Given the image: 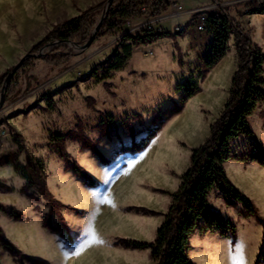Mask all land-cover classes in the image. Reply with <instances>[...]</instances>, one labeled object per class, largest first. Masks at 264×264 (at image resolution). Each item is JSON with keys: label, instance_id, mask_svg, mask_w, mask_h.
<instances>
[{"label": "rangeland", "instance_id": "obj_1", "mask_svg": "<svg viewBox=\"0 0 264 264\" xmlns=\"http://www.w3.org/2000/svg\"><path fill=\"white\" fill-rule=\"evenodd\" d=\"M101 1L0 0V68L7 64L14 67L29 52L36 54L31 52L32 45L55 24ZM185 1V10H189L193 0ZM247 1L214 2L223 4L219 9L227 7V15L240 22L264 51V14H249L244 8ZM157 17L136 20L134 23L141 24L131 29L118 28L95 39L84 50L70 44L74 54L67 64L51 67L33 57L30 68L25 66L14 74L20 95L16 101H5L0 107V158L11 154H16V158L13 163L0 166V180L12 188L8 193L0 191V203L20 210L25 223L15 229L13 222L3 215L0 226L24 256L45 264H152L148 250L124 249L119 246V239L155 238L171 202L160 191H176L180 176L189 166L191 150L209 135L210 124L224 106L237 64L231 38L230 51L201 82L209 40L203 31L188 39L176 37V43L170 45L165 39L152 45H132L121 71H111L103 79L102 68L110 65L116 53H122V47L132 43L125 35L141 33L145 23ZM186 18L189 16H183L179 22ZM177 21L163 25L174 33ZM186 29H190L189 25ZM52 47H45L42 57ZM147 51L153 54L147 55ZM92 70L96 73H91ZM186 80L196 81L201 91L186 103L182 112L165 124L144 151L113 156L121 146L131 143L126 118L130 117L136 139L142 138L179 100L177 87ZM104 83L110 84L108 91ZM88 98L92 99V107ZM136 114L140 116L135 118ZM103 116L110 120L105 131L100 128ZM263 118L264 106L253 115L251 126L254 139L264 146ZM3 129L7 131L5 135L1 133ZM75 131L94 142L106 157L113 156L111 163L100 165L97 157L81 146L76 135L70 134ZM57 135H65L67 152L98 182L97 187L84 186L65 170V163L49 146ZM248 140L239 138L234 148L244 146ZM28 156L41 163L43 176L55 198L82 212L78 215L62 210L67 225L64 236L40 228L43 216L49 215L53 224H58V218L49 214L50 207L36 189H30L29 193L39 200L20 193L25 183L20 169ZM225 168L233 184L255 202L264 219V169L234 161L225 164ZM209 202L212 209L232 219L245 238H260L258 254L262 251L264 255L262 228L254 218L242 217L241 205L226 206L216 192L209 195ZM138 207L156 213L147 214L137 210ZM67 234L71 238L67 239ZM0 264L31 263L15 259L0 247Z\"/></svg>", "mask_w": 264, "mask_h": 264}, {"label": "trees", "instance_id": "obj_2", "mask_svg": "<svg viewBox=\"0 0 264 264\" xmlns=\"http://www.w3.org/2000/svg\"><path fill=\"white\" fill-rule=\"evenodd\" d=\"M109 0H103L81 11L79 15L55 24L41 39L34 43L31 52L37 53L48 44L53 47L40 58L45 64L55 67L67 64L73 56V47L70 43L79 46L84 45L93 33L99 18L104 13ZM177 0H112L106 18L101 25L95 39L105 34H112L133 18H152L162 14ZM150 5V11L143 13L141 8ZM249 14H264V0H248L244 6ZM228 8L214 10L208 13V21L204 32L209 37L208 51L204 59V71L200 75L202 82L207 73L212 70L230 51L229 41L233 38V44L237 54L236 69L232 74L230 89L227 99L218 117L209 126V135L197 147L193 148L189 156V166L180 176V183L175 192L160 191L168 195L171 202L164 214L163 221L157 228L155 238L151 241H141L129 238H120L119 246L131 250H148L152 264H195L189 257L190 238L196 232H219L222 236H229L233 240L237 236V226L229 217L211 208L209 195L217 193L226 206L241 205L243 218H254L262 228L264 240V219L259 215V208L255 202L243 191L238 189L229 179L225 164L228 161L240 163H253L264 168V146L255 140V132L251 126V120L257 110L264 106V51L257 45L242 24L228 15ZM182 32V31H180ZM181 35L177 31L154 29L145 27L139 34L128 33L125 39L132 43L122 47V53H116V57L108 67H103V79H107L111 71H119L124 65V59L131 54L132 45H147L162 38H173ZM176 46H178L176 44ZM32 58L27 59L16 70L18 74L25 66L32 64ZM13 67L0 74V96L3 92L6 79ZM91 73L95 74L94 70ZM104 88L110 89L109 83H104ZM180 92L179 100L164 112L163 119L149 128L145 136L136 139L130 117L125 120V128L131 138L129 145H123L117 149L113 156L121 154H137L144 151L154 138L162 131L165 124L174 116L181 113L186 103L196 96L201 88L196 81L186 80L177 87ZM20 89L18 80L13 77L5 87V101H16L19 98ZM92 107V99L88 98ZM161 115V116H162ZM140 115H134L139 117ZM160 116V117H161ZM100 128L107 130L110 120L103 116ZM262 126L264 128V118ZM76 135L77 140L85 149L97 157L100 165L108 166L112 157H106L81 133ZM69 134V135H70ZM241 137L249 140L244 146L234 148V142ZM50 148L65 163V170L70 171L80 179L84 186L95 188L98 182L67 152L65 135H57L50 144ZM16 154L5 155L0 158V166L11 164L15 161ZM43 167L39 161L26 157V162L20 172L25 183L20 193L32 200H39L30 189H36L39 196L50 207L49 214H55L58 224H53L48 216H43L42 226L51 233L64 236L67 225L62 210L73 211L81 215L82 212L57 200L49 189L42 173ZM0 191L8 193L12 188L0 180ZM147 214H155L153 210L138 207ZM0 213L9 218L20 220L23 213L16 207L0 203ZM61 226V227H60ZM65 231V232H64ZM71 238L67 234V239ZM0 247L7 250L15 259H25L31 264H45L41 261L24 256L20 249L6 236L0 226ZM261 251V250H260ZM264 255L258 254L255 264H262Z\"/></svg>", "mask_w": 264, "mask_h": 264}, {"label": "crops", "instance_id": "obj_3", "mask_svg": "<svg viewBox=\"0 0 264 264\" xmlns=\"http://www.w3.org/2000/svg\"><path fill=\"white\" fill-rule=\"evenodd\" d=\"M214 1L215 0H193V2L191 3L190 9H193L196 7H206L208 12L209 11L212 12V10L219 9V5H223L222 3H217ZM176 4L182 6V8L184 9L185 12L184 11H177L175 7L169 6L165 11L162 12V14L160 16H158L156 18V19L159 18V21H158V23L153 24L154 28L160 27V28H158L159 30L160 29L169 30L163 24H165L167 22L178 20L174 26V32H176L175 29L178 26H182L183 30H182V34L177 36V38L184 36L186 39H188V38L194 37L195 35L201 33V32L196 30L194 21H192L190 16L186 14V11H188V10H185L186 5H187L186 1L185 0H177ZM183 16H189V18H186V20L183 21V23H181V22H179V19L183 18ZM142 19L145 20L147 18L142 17V18L130 19L122 27L127 26V27H129V29H131L133 27H137V25H139L141 23H139V24L134 23V21L140 20V22H142L141 21ZM188 25H189L190 29H186V27ZM177 38H175V40L173 38H162V39H159L158 41H160V40L164 41V39H165V40H167L166 41L167 44L170 45L171 42L175 44ZM168 40H170L169 43H168ZM152 44H156V41L151 43V44H147V45H152ZM174 44H173V46H174ZM10 67H13V66L11 64H7L6 66H2V68H0V74ZM119 71H121V70H119ZM229 162H232V161H228L227 163H229ZM237 163H239V162H237ZM262 169H264V168H262ZM228 177H229V175H228ZM229 179H230V177H229ZM0 216H3V214L0 213ZM9 220L13 222V227H15V229H17L19 227L18 225H24V223H25L21 219L15 220L13 218H9ZM40 228L46 229L43 226ZM9 238H10V236H9ZM189 242H190V246H191V248L189 250V257L193 262L197 261L198 264H255L257 254H258L259 249H260V238L254 239V238H250L249 236H247V238H245L238 231H237V236L234 240L229 236H222L217 231L205 232V233L195 232L191 236ZM7 258H10V257H7Z\"/></svg>", "mask_w": 264, "mask_h": 264}, {"label": "built area", "instance_id": "obj_4", "mask_svg": "<svg viewBox=\"0 0 264 264\" xmlns=\"http://www.w3.org/2000/svg\"><path fill=\"white\" fill-rule=\"evenodd\" d=\"M172 7H175L177 11H184V9L182 8V6L180 5H177L176 3H173L171 5ZM141 11L143 13H147L150 11V5H145L141 8ZM185 12V11H184ZM208 10L206 7H196V8H193V9H190L188 11H186V14L190 16V18L192 19V21H194V24H195V28L197 31L199 32H202L205 30V27H206V23L208 21ZM159 21V18L156 19H152L150 21H147L145 23L146 27H152L153 24H155V22ZM183 30V27L182 26H178L176 28V31L177 32H180ZM147 55H152L153 52L152 51H147L146 52ZM1 133L3 135H5L7 133V131L5 129L1 130Z\"/></svg>", "mask_w": 264, "mask_h": 264}, {"label": "water", "instance_id": "obj_5", "mask_svg": "<svg viewBox=\"0 0 264 264\" xmlns=\"http://www.w3.org/2000/svg\"><path fill=\"white\" fill-rule=\"evenodd\" d=\"M111 2H112V0H109L108 1V3H107V5H106V8H105V11H104V13L101 15V17H100V19H99V22H98V24L96 25V27H95V29H94V31H93V33L91 34V36L88 38V40H87V42L84 44V45H82V46H79V45H77V44H75V43H70L71 45H74L75 47H77V48H79V49H81V50H84V49H86V48H88L91 44H92V42L95 40V37H96V34L99 32V30H100V28H101V25H102V23L104 22V20H105V18H106V15H107V12H108V9H109V6H110V4H111ZM55 43H53V44H48V45H46L45 47H52L53 45H54ZM45 47H43L38 53H36V54H33V53H27L14 67H13V69L11 70V72L9 73V75H8V77H7V79H6V82H5V86H4V89H3V92H2V94H1V96H0V107L4 104V102H5V87H6V85H7V83L9 82V80L14 76V74L16 73V70L23 64V62L25 61V60H27V59H29V58H33V57H35V58H41L42 57V55H43V49L45 48Z\"/></svg>", "mask_w": 264, "mask_h": 264}, {"label": "snow or ice", "instance_id": "obj_6", "mask_svg": "<svg viewBox=\"0 0 264 264\" xmlns=\"http://www.w3.org/2000/svg\"><path fill=\"white\" fill-rule=\"evenodd\" d=\"M77 255H79V253H76Z\"/></svg>", "mask_w": 264, "mask_h": 264}]
</instances>
